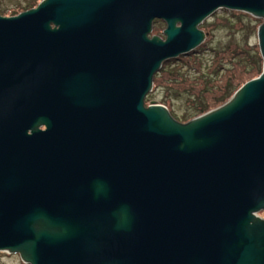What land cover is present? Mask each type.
<instances>
[{"label":"water","instance_id":"obj_1","mask_svg":"<svg viewBox=\"0 0 264 264\" xmlns=\"http://www.w3.org/2000/svg\"><path fill=\"white\" fill-rule=\"evenodd\" d=\"M220 9L261 20L260 74L185 123L145 106L154 75L194 52ZM260 212L264 0H41L0 15V252L264 264Z\"/></svg>","mask_w":264,"mask_h":264},{"label":"rangeland","instance_id":"obj_2","mask_svg":"<svg viewBox=\"0 0 264 264\" xmlns=\"http://www.w3.org/2000/svg\"><path fill=\"white\" fill-rule=\"evenodd\" d=\"M40 1L4 0L3 2V0H0L2 16H15L22 11L36 7ZM260 23V19L238 11L220 9L213 13L200 25V29L206 33L204 42L194 52L169 60L163 64L162 68L170 69L173 73L168 75L165 72L158 80L157 89L154 88L153 82L152 91L147 95H151L153 98L151 97L147 100L146 96L145 106L161 104L170 111L171 115L176 114V116H179L190 106L191 100L196 98L197 94L202 90L203 80L206 81L209 76H213L215 79H210L211 83L208 86H211V89L206 96L217 95L225 81L227 72H231L224 68L235 66L231 70H236L237 75H241L246 66L235 65L236 61L233 62L226 55H224V58L222 56L220 58V55L215 57L216 52L230 51L237 48H248L249 50V48L254 47L258 50L256 30ZM164 28L165 24L161 20H155L153 23L155 31H152L151 34L162 36L161 32ZM216 60L221 61L219 62L221 66L215 71L214 64ZM170 62L173 63L168 65ZM245 78H247V75H244L242 80ZM189 96L193 98L189 100ZM177 120L181 123L186 122L183 119L181 120V118ZM0 264L25 263L21 262L16 254L0 252Z\"/></svg>","mask_w":264,"mask_h":264},{"label":"trees","instance_id":"obj_3","mask_svg":"<svg viewBox=\"0 0 264 264\" xmlns=\"http://www.w3.org/2000/svg\"><path fill=\"white\" fill-rule=\"evenodd\" d=\"M155 30L153 29V32ZM222 52V53H221ZM216 52L215 57H218L220 55L224 58V55H226L229 58L232 59L233 62H235V65L238 66H246L243 73L241 75H237L236 70H231V68L234 67H228L224 68L226 70H229L231 72H227V76L224 79L225 81L222 84V87L220 89V92L215 96H206V94L211 89V86H208L209 83H211L210 79H215L213 76H209L206 81L203 80V88L202 90L197 94L196 98H193L192 96H189L188 99H192V102H190V106H188L179 116H176V114H172L175 119L181 118V120H190L193 117H196L198 115H201L208 110L212 109L215 106H218L219 104L225 102L232 94L233 92L241 86L244 82L251 79L252 77L257 76L261 70H262V60L259 55V51L256 50V48H237L234 50H226ZM224 53V54H223ZM221 61L216 60L214 64V70H218V68L221 66L219 63ZM173 62H170L171 65ZM167 73L168 75H171V70L164 68H161L159 72H157L154 75L153 82H154V88L157 89L158 86V80L159 78L164 74ZM242 75H247V78L242 80ZM223 77V76H222ZM176 83V82H175ZM213 87V86H212ZM152 96H147V100L150 99ZM153 98V97H152Z\"/></svg>","mask_w":264,"mask_h":264},{"label":"flooded vegetation","instance_id":"obj_4","mask_svg":"<svg viewBox=\"0 0 264 264\" xmlns=\"http://www.w3.org/2000/svg\"><path fill=\"white\" fill-rule=\"evenodd\" d=\"M3 2H4V0H3ZM0 6H1V3H0ZM0 15H2V13H1V9H0ZM258 215H259V217H260L261 219H264V213H263V212H260Z\"/></svg>","mask_w":264,"mask_h":264},{"label":"bare ground","instance_id":"obj_5","mask_svg":"<svg viewBox=\"0 0 264 264\" xmlns=\"http://www.w3.org/2000/svg\"><path fill=\"white\" fill-rule=\"evenodd\" d=\"M30 9H31V8H30ZM27 10H28V9H27ZM257 76H258V75H257ZM257 76H255V77H257ZM255 77H254V78H255ZM244 83H245V82H244Z\"/></svg>","mask_w":264,"mask_h":264}]
</instances>
